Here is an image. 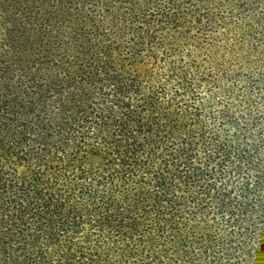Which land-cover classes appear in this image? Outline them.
<instances>
[{
    "label": "trees",
    "instance_id": "obj_1",
    "mask_svg": "<svg viewBox=\"0 0 264 264\" xmlns=\"http://www.w3.org/2000/svg\"><path fill=\"white\" fill-rule=\"evenodd\" d=\"M0 264H264V0H0Z\"/></svg>",
    "mask_w": 264,
    "mask_h": 264
},
{
    "label": "rangeland",
    "instance_id": "obj_2",
    "mask_svg": "<svg viewBox=\"0 0 264 264\" xmlns=\"http://www.w3.org/2000/svg\"><path fill=\"white\" fill-rule=\"evenodd\" d=\"M255 1H257V0H255ZM258 1H260V0H258Z\"/></svg>",
    "mask_w": 264,
    "mask_h": 264
}]
</instances>
